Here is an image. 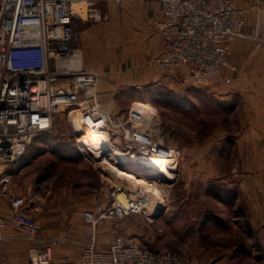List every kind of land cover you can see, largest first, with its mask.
I'll return each mask as SVG.
<instances>
[{
    "label": "rangeland",
    "instance_id": "obj_1",
    "mask_svg": "<svg viewBox=\"0 0 264 264\" xmlns=\"http://www.w3.org/2000/svg\"><path fill=\"white\" fill-rule=\"evenodd\" d=\"M80 8L88 10L83 3L76 6L77 10ZM252 9L260 12L258 5ZM107 20L81 22L79 31L85 24L91 27ZM245 38L264 45L259 33ZM233 57L232 50L231 61L235 65ZM258 58V70L235 65V71H226L233 79L231 91L211 85L203 89L188 87L192 93L190 105L185 101V107L180 108L148 95V104L154 110L143 106L137 123L130 115L121 121L111 116L103 130L105 146L98 153L87 148L86 152L77 136L79 126H83L80 112L78 118L72 116L73 121L68 112L60 114L52 133L38 138L31 147L34 149L30 163L44 169V180L51 189L67 185L79 196L93 193L96 205L99 204L94 209L98 216L115 204L118 191L125 190L128 201L139 203L137 214L124 219H102L96 226L97 239L124 237L136 239L149 250L167 247L188 255L193 264H264V227L252 225L241 187L244 176L254 174L252 158L250 163L247 161V141L264 139L263 132L252 131L254 122L258 121L260 127L264 122V85L252 82L253 76H264L261 53ZM137 128L153 140L154 146H163L160 157L133 141ZM52 146L71 159L53 154ZM164 149L174 159L172 175L161 174L163 163L168 161L164 159ZM3 150L2 156H7L5 152L11 154L9 148ZM27 156L20 165H24ZM135 156L142 158L141 166L134 163ZM95 157L109 165L100 166ZM118 171L134 175L144 182L143 187L126 186ZM230 194L237 195L234 204L228 202ZM147 205L155 208L154 214Z\"/></svg>",
    "mask_w": 264,
    "mask_h": 264
},
{
    "label": "built area",
    "instance_id": "obj_2",
    "mask_svg": "<svg viewBox=\"0 0 264 264\" xmlns=\"http://www.w3.org/2000/svg\"><path fill=\"white\" fill-rule=\"evenodd\" d=\"M117 1L121 0H0V165L24 160L38 138L52 133L60 114L68 112L73 121L80 112L83 121H94L90 127L106 129L109 118L100 112L93 94L99 76L81 64L76 27L89 19L107 20L97 5ZM158 1L163 14L153 24L165 45L155 64L169 73L182 72L188 87L211 85L231 91L233 79L226 71L236 70L232 43L248 37L245 11L238 0ZM81 3L87 11L76 9ZM134 138L147 152L160 149L141 128ZM3 147L11 154L2 156ZM4 192L13 214L10 219L0 218V246L6 241L2 231L10 226L36 240L38 226L25 211L27 199L12 188ZM115 200L105 214L84 213L85 223L94 231L79 261L55 259L54 240L43 248L31 247L28 264H193L186 254L167 247L145 249L132 238L114 237L107 249H99L96 226L102 219H124L140 212L133 199L127 206L117 196Z\"/></svg>",
    "mask_w": 264,
    "mask_h": 264
},
{
    "label": "crops",
    "instance_id": "obj_3",
    "mask_svg": "<svg viewBox=\"0 0 264 264\" xmlns=\"http://www.w3.org/2000/svg\"><path fill=\"white\" fill-rule=\"evenodd\" d=\"M238 2L245 11V33L247 35L259 33L264 37V0ZM253 5H258L260 12L252 9ZM97 7L108 15L107 22L91 27L85 24L82 31H79V27L83 23H79L76 35L82 50V66L99 76V84L93 94L100 112L111 120L112 116L119 121L130 115L137 123L140 120L137 117L143 114V106L151 107L148 104V95L158 96L165 104L173 107H176V104L179 106L181 104V107L190 105L192 93L183 82V73L160 72L155 64L156 57L163 51L165 45L153 24L154 20L163 14L162 3L158 0H121L102 2ZM232 50L233 62L238 68L247 66L251 69L256 68L255 70L260 68L258 56L261 53L264 58L263 44L241 38L232 43ZM244 61L246 63H242ZM252 82L264 85V76H253ZM261 96L264 98V91ZM151 109L154 110L152 107ZM257 117L256 114L255 118ZM258 123L254 122L252 131L264 133V122L262 127ZM83 127L84 124L77 130L81 144L86 152L89 149L98 153L100 150L91 149L79 135ZM247 147L250 149L247 161L250 163L252 158L254 174L252 172V177L244 176L241 187L245 190L248 213L253 218L252 225L263 228L264 139L249 140ZM32 150L29 151L24 165L14 163L9 165L10 168L8 165H0V218L12 217L13 210L4 192V188H12L17 196L27 199L25 211L35 218L38 234L36 240H32L17 227L5 228L2 234L6 241L0 246V263L28 264L31 247L43 248L52 244L54 240L57 241L53 246L55 259L67 258L77 262L82 257L90 235L93 234L92 227L84 221V213L94 212L99 204L96 205L93 193L79 196L76 190L67 185L49 188L47 181L44 180L46 178L44 169L39 170L35 168L36 163H30ZM51 151L53 154L57 153L61 159L71 158L54 146ZM38 157L41 158L43 155ZM133 158L135 164L142 165V158L137 156ZM99 164L104 167L109 165L100 162ZM111 240L98 239L99 249H107ZM261 242H264V238Z\"/></svg>",
    "mask_w": 264,
    "mask_h": 264
},
{
    "label": "bare ground",
    "instance_id": "obj_4",
    "mask_svg": "<svg viewBox=\"0 0 264 264\" xmlns=\"http://www.w3.org/2000/svg\"><path fill=\"white\" fill-rule=\"evenodd\" d=\"M93 123H94V121L92 119L83 121V117H82V124H84V127L79 131V135L82 137L83 141L85 142V144L87 146H89L91 149H93L95 151H98V150H101L103 148V146H105L106 136H104L103 131H102L104 129L97 128L96 126H91V127L89 126V125H93ZM161 147H163V146L159 145L160 149L157 150L156 154H152V155L159 156L161 154V149H162ZM163 152H164L163 155L165 157L164 159H166L168 161H165L163 163L164 170H163V172L161 174H163V175H166V174L167 175H172L170 173L171 172L170 169H173L174 159L171 156L172 154L168 153L167 150L164 149ZM95 159H97L100 162V158H96L95 157ZM100 163H106L107 164L106 161H103V162H100ZM118 173L127 182L126 186H130V184H134L133 188L135 187V188L138 189L141 186L143 187L142 183H144V182H142L141 180H138L134 175L128 174V173H124V172H120V171H118ZM140 189L142 190V188H140ZM134 192H136V191H134ZM146 199L147 198H145V200ZM117 200L120 203L122 202V204H125V206L129 205V201L127 199V193H126L125 190H123V192L119 191V193L117 194ZM147 207H149L150 212L154 214V211H155L154 209L155 208L152 205L151 206L147 205Z\"/></svg>",
    "mask_w": 264,
    "mask_h": 264
},
{
    "label": "trees",
    "instance_id": "obj_5",
    "mask_svg": "<svg viewBox=\"0 0 264 264\" xmlns=\"http://www.w3.org/2000/svg\"><path fill=\"white\" fill-rule=\"evenodd\" d=\"M176 107H179L180 108L181 107V104H180V106H179V104L178 105L176 104ZM68 159H71V158H68ZM236 197H237L236 195H232L231 196V194H230V198L231 199L229 198V201L228 202H230L231 204H234V201L236 200Z\"/></svg>",
    "mask_w": 264,
    "mask_h": 264
}]
</instances>
